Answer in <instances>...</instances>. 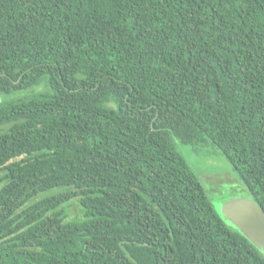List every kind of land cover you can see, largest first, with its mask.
<instances>
[{
    "label": "trees",
    "instance_id": "1",
    "mask_svg": "<svg viewBox=\"0 0 264 264\" xmlns=\"http://www.w3.org/2000/svg\"><path fill=\"white\" fill-rule=\"evenodd\" d=\"M0 96V264H264L176 148L264 211V0H0Z\"/></svg>",
    "mask_w": 264,
    "mask_h": 264
},
{
    "label": "rangeland",
    "instance_id": "2",
    "mask_svg": "<svg viewBox=\"0 0 264 264\" xmlns=\"http://www.w3.org/2000/svg\"><path fill=\"white\" fill-rule=\"evenodd\" d=\"M2 98L8 99L11 96H0V100ZM176 148L196 170L214 211L228 227L244 236L237 225L238 219L232 215L230 204L239 199H246V201L251 199L256 204L257 202L252 198L237 171L221 153V150L212 143L184 144L179 142ZM80 215L77 202L72 201L68 217L75 218Z\"/></svg>",
    "mask_w": 264,
    "mask_h": 264
},
{
    "label": "water",
    "instance_id": "3",
    "mask_svg": "<svg viewBox=\"0 0 264 264\" xmlns=\"http://www.w3.org/2000/svg\"><path fill=\"white\" fill-rule=\"evenodd\" d=\"M232 215L244 236L264 254V211L251 199H239L230 204Z\"/></svg>",
    "mask_w": 264,
    "mask_h": 264
}]
</instances>
